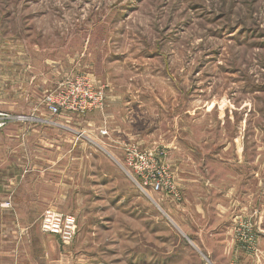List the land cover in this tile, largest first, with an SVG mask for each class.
I'll return each mask as SVG.
<instances>
[{
    "label": "rangeland",
    "instance_id": "1",
    "mask_svg": "<svg viewBox=\"0 0 264 264\" xmlns=\"http://www.w3.org/2000/svg\"><path fill=\"white\" fill-rule=\"evenodd\" d=\"M78 79L100 105L51 116ZM0 114V264H264V0H0Z\"/></svg>",
    "mask_w": 264,
    "mask_h": 264
},
{
    "label": "built area",
    "instance_id": "2",
    "mask_svg": "<svg viewBox=\"0 0 264 264\" xmlns=\"http://www.w3.org/2000/svg\"><path fill=\"white\" fill-rule=\"evenodd\" d=\"M81 81L82 79H78L75 83L63 84L46 97L45 106L51 116L59 115L61 112L80 115L100 105L102 96L90 91L89 85L84 89ZM0 117L3 118L5 115L0 114ZM4 125L5 123L1 121L0 128ZM164 155L163 151L140 149L135 144L125 145L123 169L142 191L159 193L167 188L169 177L163 166ZM2 206L9 207V203ZM42 228L46 233L59 235L63 240L69 241L74 234L75 220L71 216L49 211L44 215Z\"/></svg>",
    "mask_w": 264,
    "mask_h": 264
},
{
    "label": "crops",
    "instance_id": "3",
    "mask_svg": "<svg viewBox=\"0 0 264 264\" xmlns=\"http://www.w3.org/2000/svg\"><path fill=\"white\" fill-rule=\"evenodd\" d=\"M3 121V118L0 117V122Z\"/></svg>",
    "mask_w": 264,
    "mask_h": 264
}]
</instances>
